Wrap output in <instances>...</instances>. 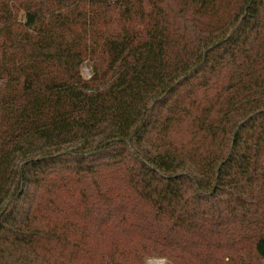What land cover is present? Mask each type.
Returning <instances> with one entry per match:
<instances>
[{"label":"trees","instance_id":"16d2710c","mask_svg":"<svg viewBox=\"0 0 264 264\" xmlns=\"http://www.w3.org/2000/svg\"><path fill=\"white\" fill-rule=\"evenodd\" d=\"M150 261L264 264V0H0V264Z\"/></svg>","mask_w":264,"mask_h":264},{"label":"rangeland","instance_id":"374dc122","mask_svg":"<svg viewBox=\"0 0 264 264\" xmlns=\"http://www.w3.org/2000/svg\"><path fill=\"white\" fill-rule=\"evenodd\" d=\"M23 13L20 14V20H21V16H22ZM23 20V19H22ZM22 22V21H20ZM23 23V22H22ZM83 75L85 76V78L89 79L92 77V73H91V70L89 68L88 65H86L84 68H83V71H82ZM148 264H166L165 261H150Z\"/></svg>","mask_w":264,"mask_h":264}]
</instances>
